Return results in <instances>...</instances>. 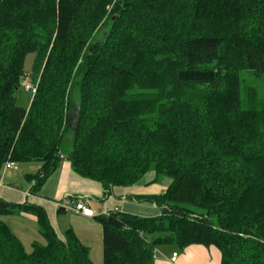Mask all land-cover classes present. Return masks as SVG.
I'll list each match as a JSON object with an SVG mask.
<instances>
[{
    "label": "trees",
    "instance_id": "trees-1",
    "mask_svg": "<svg viewBox=\"0 0 264 264\" xmlns=\"http://www.w3.org/2000/svg\"><path fill=\"white\" fill-rule=\"evenodd\" d=\"M243 73L264 76V0H0V167L40 162L35 193L71 134L72 168L105 196L150 172L169 180L136 197L156 216H94L104 264H155L160 246L192 244L221 264H264V93ZM0 208L31 212L45 238L28 252L0 220V264H94L43 206Z\"/></svg>",
    "mask_w": 264,
    "mask_h": 264
},
{
    "label": "crops",
    "instance_id": "crops-1",
    "mask_svg": "<svg viewBox=\"0 0 264 264\" xmlns=\"http://www.w3.org/2000/svg\"><path fill=\"white\" fill-rule=\"evenodd\" d=\"M64 154L65 157L60 162L58 168L47 177L41 188L35 193L32 190L33 182L27 178V175L36 174L41 167L40 162L24 163L23 174L19 172L20 168L2 171L3 164L0 167V173L3 178V185H0V201H4L12 206L23 204L43 206L60 236L63 237L65 231L72 228L90 249L92 243L97 242L100 235L103 238L102 226L100 228V223L95 217H88L65 208L64 205L68 204L66 201L82 198L87 203H90L100 214L105 209L118 208L121 211L134 212L133 214L139 213L138 215L141 216L145 215L142 207L149 204L152 207H149L148 213L152 212V214H147L148 216H156V211L160 214V209L155 203L149 200H138L136 197L161 194L169 184L167 178L164 177L156 181L155 172H150L138 183L128 187H115L112 194L105 196L103 184L95 179L84 177L77 173L72 168L66 151ZM135 203L142 205V209L139 212H137ZM15 210H2L0 217L3 218L16 214L23 221L20 225L23 232L31 233L27 230V226L30 225L39 228V233L41 234L38 218L34 214L23 209L19 210L15 208ZM64 212H70L71 216L75 218V222L70 226L61 221V216ZM66 216L68 215L66 214ZM5 219L13 230L15 225L12 220ZM14 233L16 234L15 231ZM173 253H178L176 261L171 260ZM155 264H221V253L214 246L202 244H192L184 249L175 245H164L161 246V249L155 255Z\"/></svg>",
    "mask_w": 264,
    "mask_h": 264
},
{
    "label": "rangeland",
    "instance_id": "rangeland-1",
    "mask_svg": "<svg viewBox=\"0 0 264 264\" xmlns=\"http://www.w3.org/2000/svg\"><path fill=\"white\" fill-rule=\"evenodd\" d=\"M108 30H109V27L107 25L104 26L100 30V32L98 33L97 37H99V38L104 37ZM33 59H34V54L33 53H31V54H29L27 56L25 66H26V72L28 74L31 73V66H32V63H33ZM242 78L244 80L243 83L255 85L258 88V90L261 92V94L264 93V76L262 78L261 77H254V76L249 75L247 73H243ZM26 81H31V78H30V80L27 79ZM24 84L20 87V89L17 92V101H18V104H20L21 106L27 108V107L30 106V103H31V100L33 98L34 93L32 91L27 90L25 88ZM72 120H73V118H72ZM72 139H73V136L71 134L67 136V138H66V140L64 142V145L62 147L63 152L66 151L68 153L69 150H71ZM17 164H18V166L20 168L19 172L21 174H23V172H24V167H23L24 163H17ZM66 202L69 203V204L72 203L71 201H66ZM135 206H136V208L138 210L137 212H139L142 208L144 209V214H145L144 216H148L147 214H152V212L148 213V209H149V207H152V205L147 204V205H144L141 208L142 205H140L139 203H135ZM1 211L2 210L0 209V213H1ZM158 213L159 212L156 211V215ZM66 214L68 216H66ZM135 214H139V213H135ZM4 215H6V214H4ZM71 215L72 214H70V212H64L62 214V216H61V221L64 224H66L67 226H70L71 224H73V222H75V218H73V216H71ZM5 218H7L8 220L9 219L12 220V222L14 223L15 228H16L15 229L13 227V230L16 232V235L18 237L20 236V240H22L24 242V243L23 242L22 243H23L25 249L28 252L32 251V249H33L32 247H33V243L34 242H36V241L45 242V238L43 237V235H41L39 233V228H37V227H32V226L29 225V226H27V230H29L31 233L23 232L22 228L20 227V225H21V223L23 221L19 218L18 215L13 214V215H10V216H7V217H3V218L0 217V220H3L4 222H6ZM99 225H100V228H101L102 225L101 224H99ZM159 249H161V246L159 247ZM90 250H91L90 251V256H91L94 264H104V247H103L102 235H100V237H99L97 242L95 241L94 243H92V247H91Z\"/></svg>",
    "mask_w": 264,
    "mask_h": 264
},
{
    "label": "built area",
    "instance_id": "built-area-1",
    "mask_svg": "<svg viewBox=\"0 0 264 264\" xmlns=\"http://www.w3.org/2000/svg\"><path fill=\"white\" fill-rule=\"evenodd\" d=\"M25 88L29 91H32L33 93H35L37 91V85L31 81H27L25 83ZM18 168H19L18 164L14 161H11V160L5 162L3 165V171H5L7 169H18ZM0 185H3V178H2L1 173H0ZM70 201L72 203L71 204L68 203L67 205H64L65 208L71 209L76 213H80L82 215L90 216V217H94V216L101 215V214L109 215V214L118 210V208L105 209L100 214L92 207V205L90 203H87L82 198L71 199ZM156 254H157V250H156L155 255ZM177 257H178V253H173L171 260L176 261Z\"/></svg>",
    "mask_w": 264,
    "mask_h": 264
}]
</instances>
